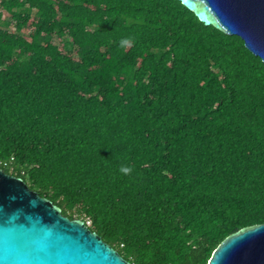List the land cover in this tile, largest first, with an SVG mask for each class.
<instances>
[{
    "label": "trees",
    "instance_id": "1",
    "mask_svg": "<svg viewBox=\"0 0 264 264\" xmlns=\"http://www.w3.org/2000/svg\"><path fill=\"white\" fill-rule=\"evenodd\" d=\"M0 169L130 264H208L264 224V62L178 0H0Z\"/></svg>",
    "mask_w": 264,
    "mask_h": 264
},
{
    "label": "water",
    "instance_id": "2",
    "mask_svg": "<svg viewBox=\"0 0 264 264\" xmlns=\"http://www.w3.org/2000/svg\"><path fill=\"white\" fill-rule=\"evenodd\" d=\"M264 62V0H178ZM0 264H130L50 200L0 169ZM208 264H264V224L227 237Z\"/></svg>",
    "mask_w": 264,
    "mask_h": 264
},
{
    "label": "clouds",
    "instance_id": "3",
    "mask_svg": "<svg viewBox=\"0 0 264 264\" xmlns=\"http://www.w3.org/2000/svg\"><path fill=\"white\" fill-rule=\"evenodd\" d=\"M130 43V41L128 39H123L120 41V45L123 47L125 45H128ZM120 171L125 174L128 175L132 172L131 167H127V166H121Z\"/></svg>",
    "mask_w": 264,
    "mask_h": 264
},
{
    "label": "built area",
    "instance_id": "4",
    "mask_svg": "<svg viewBox=\"0 0 264 264\" xmlns=\"http://www.w3.org/2000/svg\"><path fill=\"white\" fill-rule=\"evenodd\" d=\"M86 224V226H88L89 225V222H87V223H85Z\"/></svg>",
    "mask_w": 264,
    "mask_h": 264
}]
</instances>
